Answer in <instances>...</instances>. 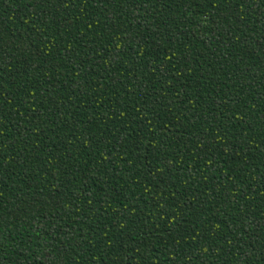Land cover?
Returning a JSON list of instances; mask_svg holds the SVG:
<instances>
[{
    "label": "trees",
    "instance_id": "trees-1",
    "mask_svg": "<svg viewBox=\"0 0 264 264\" xmlns=\"http://www.w3.org/2000/svg\"><path fill=\"white\" fill-rule=\"evenodd\" d=\"M0 264H264V0H0Z\"/></svg>",
    "mask_w": 264,
    "mask_h": 264
}]
</instances>
